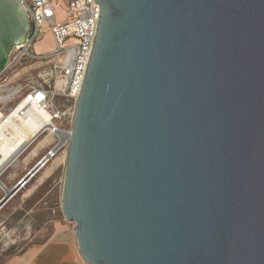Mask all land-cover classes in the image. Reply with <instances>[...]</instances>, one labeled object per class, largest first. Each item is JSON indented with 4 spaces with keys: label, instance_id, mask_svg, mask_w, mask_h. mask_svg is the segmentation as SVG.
<instances>
[{
    "label": "water",
    "instance_id": "obj_1",
    "mask_svg": "<svg viewBox=\"0 0 264 264\" xmlns=\"http://www.w3.org/2000/svg\"><path fill=\"white\" fill-rule=\"evenodd\" d=\"M95 1L62 195L80 254L264 264V0ZM30 27L0 0V71Z\"/></svg>",
    "mask_w": 264,
    "mask_h": 264
},
{
    "label": "built area",
    "instance_id": "obj_2",
    "mask_svg": "<svg viewBox=\"0 0 264 264\" xmlns=\"http://www.w3.org/2000/svg\"><path fill=\"white\" fill-rule=\"evenodd\" d=\"M65 1L64 18L60 20L55 0H20L30 20V32L23 45L14 47L7 64L0 71L1 82L5 80V73L19 65L31 62L39 64L36 82L26 81L19 87L0 83V124L12 114V110L25 119H29V108L43 111L50 117L49 124L40 128L35 136L25 142L22 150L14 157L21 158L39 147L36 157L39 159L23 177L34 170L33 174L17 192L26 188L56 158L68 153L71 143L76 105L97 36L101 6L95 0ZM45 27L49 29L55 46L49 51L38 53L35 51V44ZM46 62H50L49 66H46ZM58 97L68 100L70 107L58 105ZM27 105L29 108H26ZM62 122L66 123L67 128L62 127ZM62 130L68 131L65 143L61 142L58 133ZM3 139L0 132V141ZM9 167L10 165L3 168L0 162V177Z\"/></svg>",
    "mask_w": 264,
    "mask_h": 264
},
{
    "label": "rangeland",
    "instance_id": "obj_3",
    "mask_svg": "<svg viewBox=\"0 0 264 264\" xmlns=\"http://www.w3.org/2000/svg\"><path fill=\"white\" fill-rule=\"evenodd\" d=\"M55 4L58 19L61 20L64 18L66 1L55 0ZM37 43L39 51H35L38 53L54 48L55 43L47 27L41 32ZM49 64L50 62H46V66ZM38 67L37 63L32 62L19 65L5 73V80L0 83L19 87L26 81L36 82L39 77ZM56 102L61 107H70L69 101L63 97H58ZM61 125L67 128L65 122ZM36 157L26 160L25 155L22 156L18 165L5 171L0 177L1 181L8 187L14 185L39 159ZM42 171L0 209V264H4L7 259L22 253L28 247L44 243L57 228L75 234V222L69 221L62 209L66 162H58L49 176L42 177ZM4 195L5 192L0 189V199Z\"/></svg>",
    "mask_w": 264,
    "mask_h": 264
},
{
    "label": "bare ground",
    "instance_id": "obj_4",
    "mask_svg": "<svg viewBox=\"0 0 264 264\" xmlns=\"http://www.w3.org/2000/svg\"><path fill=\"white\" fill-rule=\"evenodd\" d=\"M26 108H29V105H27ZM29 112V119H25L22 118L20 114L17 113V111L12 110V114L8 117H5L1 121L0 132H2L4 139L0 141V162L3 168H6L9 165L10 167L18 165L21 158L14 157L17 156L19 151L22 150L25 142L29 141L33 136H35L40 128L49 124L48 122L50 117L47 113L34 108H29ZM16 116L18 118H16ZM58 133L60 135L61 142L65 143V141L68 139V131L62 130ZM38 148L39 147L35 148L29 154L26 160L33 158L36 155ZM67 158L68 153L64 154L62 157L56 158L52 164L43 169L42 177L49 176L52 173L54 166L58 162L63 160L67 164ZM29 170L30 168L27 170V172ZM23 176H21L18 181L21 180ZM7 187L8 186H6V184H3L0 181V189L3 192L6 193V191H8Z\"/></svg>",
    "mask_w": 264,
    "mask_h": 264
},
{
    "label": "crops",
    "instance_id": "obj_5",
    "mask_svg": "<svg viewBox=\"0 0 264 264\" xmlns=\"http://www.w3.org/2000/svg\"><path fill=\"white\" fill-rule=\"evenodd\" d=\"M35 49L39 51V43L35 45ZM38 153H39V148L35 156H37ZM29 154H27L25 158H28ZM15 184L7 188L11 189L15 186ZM19 192H17L13 197H15ZM4 264H88V263L84 260V258L80 254L76 234H72L69 231L67 232L62 228H57L47 241H45L44 243L38 246L28 247L22 253L7 259Z\"/></svg>",
    "mask_w": 264,
    "mask_h": 264
}]
</instances>
